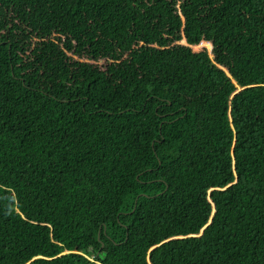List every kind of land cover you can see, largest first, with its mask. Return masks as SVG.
Returning <instances> with one entry per match:
<instances>
[{
    "label": "trees",
    "instance_id": "obj_1",
    "mask_svg": "<svg viewBox=\"0 0 264 264\" xmlns=\"http://www.w3.org/2000/svg\"><path fill=\"white\" fill-rule=\"evenodd\" d=\"M0 264H264V0H0Z\"/></svg>",
    "mask_w": 264,
    "mask_h": 264
},
{
    "label": "rangeland",
    "instance_id": "obj_2",
    "mask_svg": "<svg viewBox=\"0 0 264 264\" xmlns=\"http://www.w3.org/2000/svg\"><path fill=\"white\" fill-rule=\"evenodd\" d=\"M183 42L185 43V40ZM193 49L196 50V51H201V50H204V49H208L210 51L208 46H199V48L193 47Z\"/></svg>",
    "mask_w": 264,
    "mask_h": 264
},
{
    "label": "water",
    "instance_id": "obj_3",
    "mask_svg": "<svg viewBox=\"0 0 264 264\" xmlns=\"http://www.w3.org/2000/svg\"><path fill=\"white\" fill-rule=\"evenodd\" d=\"M185 43H186V41H185Z\"/></svg>",
    "mask_w": 264,
    "mask_h": 264
}]
</instances>
